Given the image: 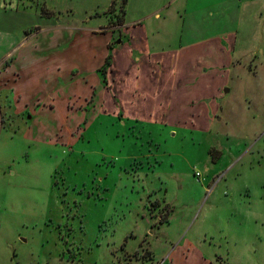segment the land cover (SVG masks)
<instances>
[{"label": "rangeland", "instance_id": "1", "mask_svg": "<svg viewBox=\"0 0 264 264\" xmlns=\"http://www.w3.org/2000/svg\"><path fill=\"white\" fill-rule=\"evenodd\" d=\"M9 1L0 264H162L178 233L213 264H264V0ZM42 10L66 30L93 26L108 53L73 70L82 78L68 92L36 95L34 119L14 113L7 84L17 75H1L13 53L2 57L51 25ZM127 48L158 90L136 89L125 106L117 58ZM161 48L168 68L149 70L162 62L147 50Z\"/></svg>", "mask_w": 264, "mask_h": 264}, {"label": "crops", "instance_id": "2", "mask_svg": "<svg viewBox=\"0 0 264 264\" xmlns=\"http://www.w3.org/2000/svg\"><path fill=\"white\" fill-rule=\"evenodd\" d=\"M15 1L21 0H10L4 3V5L17 7L19 4H14ZM47 19L51 22V19ZM91 27L93 26L74 31L70 27H66L70 29L66 30L59 27L56 22H51L49 27L45 28L42 26L39 33H36L26 41H24V39L19 41L17 45L14 43L7 50L2 59L7 58L10 53H13V55H11L12 59L9 60L8 67L3 70L1 75L8 77V79H12L14 74L17 75L12 79L11 83L7 84V92L11 93L10 99L15 103L12 109L17 116L31 109L32 114L34 113L33 118L35 119L38 113L42 112L38 111V109H33L35 103L32 108L29 105L30 103L32 104L34 100L36 101V95L43 94L42 97L51 99V96L55 94L56 91L60 93L64 91L68 92L69 89L67 86L72 83V80H76V83H80L81 81L79 79L82 78V76L80 78H72L71 72L73 70L89 72L103 64L108 53L106 43L109 37L103 34L97 35L92 33L89 30ZM83 45L85 47H82ZM147 52L151 55L152 59L162 62V64L159 65H150L149 70L156 69L158 72V69L168 68L170 63L168 54L170 51H165L161 48L160 50H147ZM129 56L130 51L127 48L119 53L117 58L118 70H120L122 76H125V81L120 93V101H122L125 106L131 104V100L136 95V89H143L144 92L150 94H154L155 91L158 90L157 82L154 81L152 83L149 79L148 82H145V80L141 78L142 72L144 71L145 73L147 70L145 69L146 67L144 68L145 70L141 71L142 65H133ZM141 59H143V56ZM248 59H250V57H248ZM173 68L178 69V63ZM18 74H20V76H18ZM138 75L140 76L139 80L135 79ZM92 78L95 80L94 76ZM81 84L79 86H82ZM128 86H131L133 91L131 92V98L124 101L122 94ZM4 100L7 102L9 99L4 98ZM106 101L111 104L109 95H106ZM114 106L115 105L112 107ZM48 114L53 115L50 112ZM263 130L264 125L257 132ZM149 223H151V220ZM176 238L177 241L172 244V248L166 250L162 254V257H165L162 264H213L212 261L206 258V256L194 246L193 242L186 237V233L182 235L178 233L175 236V239ZM151 256L154 257L153 252ZM136 260L137 259L134 258V261Z\"/></svg>", "mask_w": 264, "mask_h": 264}, {"label": "trees", "instance_id": "3", "mask_svg": "<svg viewBox=\"0 0 264 264\" xmlns=\"http://www.w3.org/2000/svg\"><path fill=\"white\" fill-rule=\"evenodd\" d=\"M49 14H50V13L47 12V11H43V10L41 11V16H42V17H47V16L49 17ZM212 160L214 161L215 159L212 158ZM164 221H166V219H161V220H160L161 223L164 222Z\"/></svg>", "mask_w": 264, "mask_h": 264}, {"label": "water", "instance_id": "4", "mask_svg": "<svg viewBox=\"0 0 264 264\" xmlns=\"http://www.w3.org/2000/svg\"><path fill=\"white\" fill-rule=\"evenodd\" d=\"M223 92H224V94H226L227 92H229V89L228 88H224Z\"/></svg>", "mask_w": 264, "mask_h": 264}]
</instances>
